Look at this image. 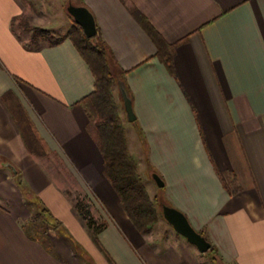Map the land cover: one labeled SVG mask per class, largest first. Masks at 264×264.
Wrapping results in <instances>:
<instances>
[{
    "label": "crops",
    "instance_id": "1",
    "mask_svg": "<svg viewBox=\"0 0 264 264\" xmlns=\"http://www.w3.org/2000/svg\"><path fill=\"white\" fill-rule=\"evenodd\" d=\"M83 5L125 72L135 115L128 124L144 145L136 149L143 182L203 234L220 264H264V0ZM25 14L23 0H0V264H204L163 217L147 232L131 223L81 102L94 90L89 67L68 38L38 49L22 40L14 24ZM54 174L66 175L69 188ZM15 183L47 211L36 228ZM75 194L103 225L96 235L75 211Z\"/></svg>",
    "mask_w": 264,
    "mask_h": 264
},
{
    "label": "trees",
    "instance_id": "2",
    "mask_svg": "<svg viewBox=\"0 0 264 264\" xmlns=\"http://www.w3.org/2000/svg\"><path fill=\"white\" fill-rule=\"evenodd\" d=\"M77 3V6L84 7L83 0H77ZM143 27L157 45L159 54L161 53V56L169 65L171 60L170 55L163 52V46L160 45L156 33L144 22ZM74 29L72 33L68 32L63 37H55L48 30L35 27L31 32L30 46L35 49H38L41 44L56 46L64 38H68L89 67L94 77V90L87 97L83 98L81 102L92 125L103 160L105 177L113 187L124 212L134 227L139 232H147L156 223L159 215L154 207V201L149 199L141 179L136 173L132 159L127 154L123 129L116 115L114 102L112 101L114 100V95L112 96V94L116 86V80L120 79L122 81L121 75L125 72L114 61L111 52L101 40L97 28L96 34L91 38L85 36L79 25L75 24ZM129 97L131 98L130 94ZM13 110L26 144L29 149L35 150L32 145L35 144L34 136L22 110L16 107ZM35 152L40 154L37 150ZM160 203L169 206L164 201L159 200L158 208ZM74 209L94 235L103 228V225H96L84 200L75 198ZM45 213H47L45 209H42L41 213H39L43 220L44 218L46 219ZM37 219L35 218L34 220L35 225L39 223ZM43 224L45 225V223ZM199 234L203 236V234ZM204 239L207 241L205 237ZM207 252L214 253L212 245H210V249Z\"/></svg>",
    "mask_w": 264,
    "mask_h": 264
},
{
    "label": "rangeland",
    "instance_id": "3",
    "mask_svg": "<svg viewBox=\"0 0 264 264\" xmlns=\"http://www.w3.org/2000/svg\"><path fill=\"white\" fill-rule=\"evenodd\" d=\"M24 3L27 4V14L21 16L19 19H17L16 24H14L15 30L17 31V34L20 36L22 40H25L30 45V37L32 29L37 27L44 29L45 28H53L50 31V33L55 37H63L68 32H73L74 29V22L70 15L66 12V8L68 5L77 6V0H23ZM52 31V32H51ZM116 86L114 87L113 94L114 95V109L116 110V115L120 120L122 129H123V136L125 139V145H126V151L129 157L132 159L136 173L141 179V182L145 188V191L149 197L150 200L154 201V207L156 208V211L158 212L159 217L161 218V213L158 208V201L160 200V196L158 192H156V188L154 187H147L146 183L143 182L142 176L143 172H145V158L143 156V152L137 155L136 149L138 148V151H143L144 148L143 143L141 142L139 136L133 131V127L126 122L124 118V113L121 108L120 100L118 99V94L116 90ZM126 127V128H125ZM143 146V147H142ZM139 166H141L139 168ZM2 168V166H0ZM149 171V170H148ZM149 174V178L153 183V180L151 178L152 172H147ZM145 175V173H144ZM53 176L61 179V181L65 182L66 187L69 188V184L71 183V180L67 178L64 174H54ZM15 186L17 187V191L21 196H23V200L26 201L27 207L32 212L31 220L29 221V226L32 228H36L35 226V218H38V221H41V209L38 210V207L35 206V204H32L29 202V195L32 196L28 190H25L23 187H21L18 183H15ZM156 187V186H155ZM74 193H70L72 195ZM81 194H75V198L79 197ZM81 197V196H80ZM74 198V197H73ZM82 198V197H81ZM86 203V201L84 200ZM158 217V219H159ZM157 219V221H158ZM156 221V223H157ZM43 223V222H42ZM45 225H47L45 223ZM44 225V226H45ZM160 226L161 231H166L169 229L167 224H161ZM43 227V226H42ZM40 227V229L42 228ZM199 257L202 258V262L204 264H220L219 259L217 256H215L214 253L211 252H205L200 253ZM216 257V258H215ZM214 258V260H213Z\"/></svg>",
    "mask_w": 264,
    "mask_h": 264
},
{
    "label": "water",
    "instance_id": "4",
    "mask_svg": "<svg viewBox=\"0 0 264 264\" xmlns=\"http://www.w3.org/2000/svg\"><path fill=\"white\" fill-rule=\"evenodd\" d=\"M66 12L70 15L73 22L82 28L87 38H91L96 34L93 17L85 7L68 5ZM116 87L125 113V119L127 122L132 123L135 121V115L127 87L120 79L116 80ZM3 167L10 168L15 173L14 168L9 163H4ZM151 178L158 188L163 187V182L156 173H152ZM159 208L163 219L177 234L182 236L190 245L194 246L198 252L205 253L210 249L209 242L191 227L182 213L162 203L159 204Z\"/></svg>",
    "mask_w": 264,
    "mask_h": 264
}]
</instances>
